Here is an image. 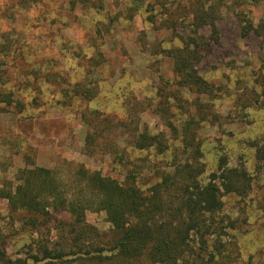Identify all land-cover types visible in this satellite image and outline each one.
<instances>
[{
	"label": "rangeland",
	"instance_id": "obj_1",
	"mask_svg": "<svg viewBox=\"0 0 264 264\" xmlns=\"http://www.w3.org/2000/svg\"><path fill=\"white\" fill-rule=\"evenodd\" d=\"M83 1L0 0V83L6 81L15 101L24 104L21 111L15 105L0 109V184L15 182L19 169L33 166L52 169L69 183L83 165L120 181L132 172L140 186L148 187L169 165L191 158L181 137L196 113L199 162L206 170L202 179L217 170L221 155L229 166H244L252 176L248 195L223 196L221 215L235 223L223 236L225 253L231 264H264V176L255 157V145L264 142V43L256 34L242 36L239 19L245 15L264 23V0H219L220 39L198 65L214 86L210 95L182 88L175 72L181 35L189 30L186 0H101L103 7ZM78 88L83 96L75 92ZM91 93L97 94L88 99ZM197 103L206 106L204 120ZM93 111L112 120L100 116L93 126ZM85 113H90L86 122ZM118 120H126L128 127H117ZM169 121L179 133H173ZM145 128L167 139L163 154L125 142L132 130ZM95 129L101 137L92 142L87 135ZM67 217L53 213L44 236L57 239ZM87 220L100 232L111 227L104 211L89 210ZM0 229L12 257H27L40 237L2 198ZM197 239L192 238L196 247ZM206 259L194 254L184 264H209ZM43 263L53 264H38Z\"/></svg>",
	"mask_w": 264,
	"mask_h": 264
},
{
	"label": "trees",
	"instance_id": "obj_2",
	"mask_svg": "<svg viewBox=\"0 0 264 264\" xmlns=\"http://www.w3.org/2000/svg\"><path fill=\"white\" fill-rule=\"evenodd\" d=\"M92 1L95 2L93 7L104 6L101 0L83 2L89 4ZM186 1L188 5L184 10L190 17L189 30L181 35L182 45L177 49L175 72L182 88L198 95H210L214 86L201 74L198 65L205 50L220 39L218 20L222 6L219 0ZM239 19L241 35L256 34L263 44L264 23L257 25L245 15ZM174 29L177 30L176 24ZM207 29L209 34L205 33ZM3 64V55L0 54V80L4 75ZM261 78L264 108V73ZM75 92L84 95L79 88ZM96 94H86V97L91 99ZM177 98L184 106V99ZM13 105L19 107V111L24 107L21 101H15L13 91L4 81L0 83V109ZM196 106L204 120L206 106L202 103ZM93 112L89 123L93 126L100 116L104 120L111 119L98 111ZM88 114H83L85 122ZM197 123L196 113H193L182 131V148L191 158L169 165V169L162 171L158 180L148 187L140 186L132 172L125 173V179L120 181L83 165L77 166L74 179L69 183L46 167L19 169L15 182L0 184V198L8 201L12 213L20 214L27 230L40 237L37 239L36 236L27 257H12L0 229V264H132L142 259L151 264H184L186 258L194 254L207 258L209 264H231L225 253L223 236L235 228V223L221 215L223 196L248 195L253 186L252 176L244 166H229L228 158L221 155L217 170L210 173L208 180H203L201 176L206 170L199 162L202 151L195 128ZM128 125L126 120H118L117 127ZM168 126L173 133H179L172 121ZM100 137L96 129L87 135L92 142ZM125 140L139 150L155 147L157 154L168 149L164 135L151 134L148 128L132 130ZM255 146L256 161L264 176V142ZM89 210L106 212L111 223L107 232H100L88 222ZM63 212L68 217L63 221L64 227H61L57 239L44 236L43 230L52 214ZM194 235L198 238L197 247L192 243Z\"/></svg>",
	"mask_w": 264,
	"mask_h": 264
}]
</instances>
